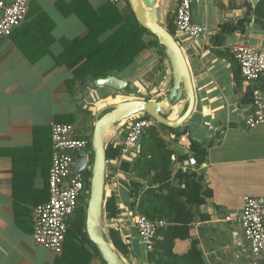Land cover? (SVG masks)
I'll list each match as a JSON object with an SVG mask.
<instances>
[{"label":"crops","instance_id":"crops-1","mask_svg":"<svg viewBox=\"0 0 264 264\" xmlns=\"http://www.w3.org/2000/svg\"><path fill=\"white\" fill-rule=\"evenodd\" d=\"M76 1L93 10L104 9L108 2L30 0L23 22L10 36L0 37V264H55L59 258L33 237L34 208L50 198L52 122L72 123L75 137L92 141L97 116L114 102L163 100L173 84L168 58L160 49L146 47L131 65L114 73L128 82L124 90L71 85L74 69L60 64L57 58L63 53L65 40L84 38L90 32L72 7ZM179 1L157 0L164 26L175 25ZM191 3L193 22L205 26L207 33L199 40H188L182 33L175 35L177 40L189 42L185 54L195 89V107L180 127L186 130L188 139L172 144L175 134L161 132L169 139L170 148L181 156L188 155L184 161L195 156L192 141L208 148L201 167L181 166L184 161H179L172 168V176L175 178L179 170L197 169L204 174L212 195L192 206L195 219L191 238L177 239L174 250L186 253L196 239L205 264H264L263 257L253 254L239 222L244 197L264 196V124L251 128L245 123L252 112L254 94L264 91V74L247 80L234 54V48L242 44L264 51V10H258L264 0ZM114 5L121 13L129 11L127 0ZM21 44L26 46L25 51ZM33 51L42 53V57L31 61L27 52ZM178 109L170 118L177 117ZM132 118L108 129L107 145L120 147ZM140 151L141 141L132 160ZM124 160L129 161L123 157L108 160L106 196H118L120 214L104 216V224L119 230L129 244L130 254L124 257L128 264H153L148 258L150 250L138 235L139 213L129 205L127 183L134 174L130 168L124 169ZM91 264L105 263L95 257Z\"/></svg>","mask_w":264,"mask_h":264},{"label":"trees","instance_id":"trees-1","mask_svg":"<svg viewBox=\"0 0 264 264\" xmlns=\"http://www.w3.org/2000/svg\"><path fill=\"white\" fill-rule=\"evenodd\" d=\"M72 7L90 32L84 38L65 40L63 53L57 58L60 64L74 69L71 85L94 86L96 79L105 78L127 68L146 47L160 49L167 58L164 46L155 35L139 23L130 5L129 11L124 13L110 1L100 10H93L90 7L87 9L78 1L72 4ZM258 10L262 13L264 4H260ZM167 28L174 36L176 35V24H170ZM110 30L111 34L101 39V36ZM21 47L26 50L25 45L21 44ZM27 55L31 61H37L43 54L27 52ZM162 130L175 134L172 144L177 143L183 136L188 139L184 134L185 129L172 128L162 123H157L145 132L139 156L133 160L132 158L129 161L124 160L122 163L125 170L128 171L130 168L134 174L127 183L129 205L149 219L164 221V225L157 230L153 249L148 252L149 261L153 264H205L203 252L196 239H192L186 253L178 254L174 247L177 239L191 238V225L195 219L192 206L204 202L205 198L212 195V190L206 188L204 174L197 169L179 170L173 178L172 168L175 162L172 161V154H176L180 162L188 155L181 156L174 148H170L171 143L162 135ZM191 151L198 160V167H201L206 161L208 148L192 141ZM120 153V147L107 145L108 160L119 158ZM90 178L89 170L86 172L87 190L90 188ZM84 200L68 220L64 252L59 255L55 264H91L95 257L104 262L86 230L88 201L86 198ZM118 201L115 193L106 196L105 217L114 218L120 214ZM106 236L123 258L130 254L129 244L124 241L119 230L109 226Z\"/></svg>","mask_w":264,"mask_h":264},{"label":"built area","instance_id":"built-area-1","mask_svg":"<svg viewBox=\"0 0 264 264\" xmlns=\"http://www.w3.org/2000/svg\"><path fill=\"white\" fill-rule=\"evenodd\" d=\"M119 4L124 0H108ZM30 0H0V37L10 36L26 18ZM191 0H180L176 10L175 24L177 33L184 34L188 40L204 39L207 29L192 20ZM177 36V35H176ZM175 36V37H176ZM178 37V36H177ZM182 49L188 48L187 40H178ZM242 75L247 80H256L264 74V51L248 45L234 48ZM245 123L254 128L264 124V91H256L252 103V112L246 116ZM156 124V120L146 114H138L130 121L128 133L120 144V157L131 159L134 149L145 132ZM75 125L72 123L52 122V165L49 173L50 198L37 205L33 211L35 241L57 255L64 252L68 232V220L89 195L87 190L86 170L89 168L90 156L87 155V168L74 174L77 159L75 150L87 149L91 141L75 137ZM185 136L180 142H186ZM172 161L179 163L177 155L172 154ZM184 164L198 167V160L191 156ZM245 237L250 243L254 255L264 258V196L247 195L243 199V209L239 217ZM164 221H155L145 215L136 217V227L140 240L147 250H152L155 236Z\"/></svg>","mask_w":264,"mask_h":264},{"label":"water","instance_id":"water-1","mask_svg":"<svg viewBox=\"0 0 264 264\" xmlns=\"http://www.w3.org/2000/svg\"><path fill=\"white\" fill-rule=\"evenodd\" d=\"M139 23L155 35L164 46L166 56L172 68L173 84L163 100H146L141 98L117 102L97 116L92 134L93 164L86 209V230L90 240L98 248L106 264H128L114 244L108 240L104 224V208L107 185V144L108 129L115 124L128 120L134 115L146 113L158 123L172 128L182 127L195 107L196 97L187 56L176 37L161 22L157 0H128ZM96 86H108L124 90L128 82L114 74L95 80ZM180 105V106H179ZM179 107V109H178ZM178 109L177 117L170 118L173 110ZM77 163L74 174L87 168V149L73 152Z\"/></svg>","mask_w":264,"mask_h":264},{"label":"rangeland","instance_id":"rangeland-1","mask_svg":"<svg viewBox=\"0 0 264 264\" xmlns=\"http://www.w3.org/2000/svg\"><path fill=\"white\" fill-rule=\"evenodd\" d=\"M125 1V0H124ZM127 2H128V0H127ZM119 98V97H118ZM117 98V99H118ZM121 98V100H122V98L123 97H120ZM124 100H127V99H123V101ZM117 101V100H116ZM118 102V101H117ZM114 103H116V102H114ZM109 104H112V102L111 103H109ZM111 106V105H110ZM108 110H105L103 113H105V112H107ZM126 121V120H125ZM87 152H88V154H89V156H90V160H89V168H91L92 167V164H93V151H92V148H91V146H88V148H87ZM87 172H88V170H86ZM88 199V198H87ZM105 231L107 232V228H106V226H105ZM125 257V256H124ZM125 259H126V257H125Z\"/></svg>","mask_w":264,"mask_h":264},{"label":"clouds","instance_id":"clouds-1","mask_svg":"<svg viewBox=\"0 0 264 264\" xmlns=\"http://www.w3.org/2000/svg\"><path fill=\"white\" fill-rule=\"evenodd\" d=\"M143 114H146V113H143ZM146 115H148V114H146ZM134 116H136V115H134ZM148 116H150V115H148ZM157 122V121H156ZM158 123V122H157ZM91 171V170H90ZM89 199V198H88Z\"/></svg>","mask_w":264,"mask_h":264},{"label":"bare ground","instance_id":"bare-ground-1","mask_svg":"<svg viewBox=\"0 0 264 264\" xmlns=\"http://www.w3.org/2000/svg\"><path fill=\"white\" fill-rule=\"evenodd\" d=\"M123 101V100H122ZM119 102H121V101H119Z\"/></svg>","mask_w":264,"mask_h":264}]
</instances>
